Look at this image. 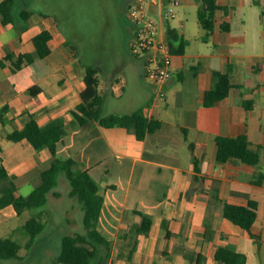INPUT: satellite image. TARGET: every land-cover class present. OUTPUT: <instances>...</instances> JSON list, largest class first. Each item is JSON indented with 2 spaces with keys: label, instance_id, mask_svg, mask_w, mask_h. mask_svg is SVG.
I'll return each instance as SVG.
<instances>
[{
  "label": "crops",
  "instance_id": "obj_1",
  "mask_svg": "<svg viewBox=\"0 0 264 264\" xmlns=\"http://www.w3.org/2000/svg\"><path fill=\"white\" fill-rule=\"evenodd\" d=\"M191 1L179 0L176 7ZM216 2L220 8L208 34L198 19L181 16L175 24L165 23L177 31L183 50L172 54L164 105L144 75L141 58L121 56L106 66L82 62L77 44L67 40L49 13L21 9L32 13L5 24L0 16V108L5 106L0 125L21 118L19 129L31 116L40 125L64 121L67 131L57 142V155L87 169L104 194L96 229L110 242L108 249H99L107 254V264H220L214 253L224 244L243 253L246 264H264V180L253 181L264 169V156L255 165L215 160L217 135L245 133L251 146L264 153V0ZM44 29L53 34L50 51L33 56L32 36ZM193 41L210 44L207 50H192ZM8 54L12 57L5 59ZM25 54L33 57H20ZM86 66L96 69L104 114L141 111L160 119L161 126L138 140L119 125L104 127L95 120L72 125ZM214 71H227L231 87L225 99L205 106ZM10 128L0 130L1 163L16 183L19 175L38 177L41 168L33 156L48 150L31 152L26 139H6ZM23 149L30 153L19 160ZM249 200L257 204L252 225L257 239L223 215L224 203L246 205ZM75 204L81 223L75 232H82V209ZM0 207L20 215L11 204ZM136 210L151 216L147 234L138 229Z\"/></svg>",
  "mask_w": 264,
  "mask_h": 264
},
{
  "label": "trees",
  "instance_id": "obj_2",
  "mask_svg": "<svg viewBox=\"0 0 264 264\" xmlns=\"http://www.w3.org/2000/svg\"><path fill=\"white\" fill-rule=\"evenodd\" d=\"M197 2V19L200 26L208 34L215 26V12L220 8L216 0H195ZM14 0H0V16L3 24L13 21ZM32 11L20 10L19 15L26 19ZM225 28V27H223ZM167 42L171 53L182 52L183 42L179 41L177 31L167 26ZM53 34L51 30L44 29L32 36L35 47L33 56H45L51 48ZM32 55L20 57L31 58ZM8 54L5 59L11 58ZM4 60L0 59V67ZM19 65V64H17ZM96 69L93 66L85 67L84 88L80 92V102L71 110V124L82 125L89 120H95L104 127L119 125L131 129L138 140H142L147 133H152L161 126L158 118L147 117L141 111L123 114H104L102 112V98L97 92ZM215 82L204 92L203 104L210 106L221 101L228 95L231 87L229 73L214 71ZM5 106L0 108V119L4 115ZM67 125L60 118L53 119L40 125L32 116L21 128H14L5 134L11 141L26 139L35 149L45 148L53 155L50 164L39 172L40 180L26 195L18 192L14 174H8L0 159V206L11 204L18 213L24 209L37 208L47 201L48 192L52 191L57 182V175L63 172L69 183L68 194L75 197L82 209V232L65 234L61 237V247L57 254V261L64 264H105L107 254L99 253L100 247L109 248L110 242L96 229V222L104 199L100 184L89 174L87 169H81L79 164L71 157L57 156L58 140L66 134ZM215 160L224 163L230 159L255 165L260 161V146L253 148L245 133L235 136L217 135L215 137ZM196 162V161H194ZM264 180V169L259 171L253 181L260 184ZM257 204L249 200L246 205L231 203L223 204V215L233 223L246 229L257 239L258 234L252 230L256 220ZM139 218L138 229L145 234L151 225V216L141 211H134ZM23 227L29 233L26 246L33 243L35 236L42 230L43 224L40 215L28 217ZM20 244L10 237H0V259L15 258L18 255ZM214 258L220 264H246L243 253L237 251L232 245H219Z\"/></svg>",
  "mask_w": 264,
  "mask_h": 264
},
{
  "label": "rangeland",
  "instance_id": "obj_3",
  "mask_svg": "<svg viewBox=\"0 0 264 264\" xmlns=\"http://www.w3.org/2000/svg\"><path fill=\"white\" fill-rule=\"evenodd\" d=\"M126 0H14L13 14L18 19H24L19 15L21 9L32 10L35 14L44 11L55 18L58 26L66 34L67 40L77 44V51L81 61L86 63H102L106 66L110 59L130 55L129 50V20L126 15V8H123ZM182 6V7H181ZM175 7V17L170 19L172 24L176 23L179 17L189 20L197 19V2H185ZM179 9V13L177 11ZM156 7H149V13L154 19L161 22L156 13ZM34 17L36 15H33ZM162 23V22H161ZM165 24L162 23L164 30ZM192 40V38H191ZM208 44L193 41L192 50L208 49ZM203 45V48L200 46ZM147 79V78H146ZM149 82L150 80L147 79ZM153 98V97H152ZM165 98L158 99L164 105ZM128 104V103H127ZM23 119L16 118L14 122H8L5 126L0 125V130L7 127L13 129L23 123ZM11 144V141H9ZM30 150L41 152L45 148ZM252 147L255 148L253 145ZM17 153V152H16ZM30 153L23 149L18 152L19 160ZM260 158L264 156L263 150H259ZM8 154V153H7ZM42 154L39 158L34 155L38 168L47 167L53 160L49 152ZM59 156V155H57ZM125 163H127L124 160ZM114 174L112 173V176ZM40 180L38 177L30 178L28 175H19L17 184L18 192L28 194ZM69 183L63 172L57 175V182L53 190L47 194V201L37 209H24L20 215L10 213V208L0 207V237H10L20 244L18 255L15 258L0 259V264H64L57 261V254L61 247V237L65 234H72L81 229V223L76 219L77 210L75 202L77 199L68 194ZM71 204H74L72 206ZM39 210V211H38ZM38 211L42 220V230L35 236L33 243L26 246L29 239L28 231L22 226L26 219ZM66 215L67 221H66ZM101 248V247H100ZM106 262V261H105ZM107 264V263H105Z\"/></svg>",
  "mask_w": 264,
  "mask_h": 264
},
{
  "label": "built area",
  "instance_id": "obj_4",
  "mask_svg": "<svg viewBox=\"0 0 264 264\" xmlns=\"http://www.w3.org/2000/svg\"><path fill=\"white\" fill-rule=\"evenodd\" d=\"M179 0H129L126 15L131 27L130 53L143 60V72L156 86V97L164 98L163 85L171 76L172 53L167 42V23L175 16ZM156 7L161 22L149 13V7Z\"/></svg>",
  "mask_w": 264,
  "mask_h": 264
}]
</instances>
